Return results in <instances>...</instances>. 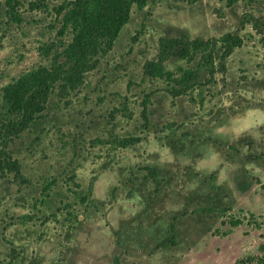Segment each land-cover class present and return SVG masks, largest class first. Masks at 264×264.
<instances>
[{"label": "rangeland", "instance_id": "obj_1", "mask_svg": "<svg viewBox=\"0 0 264 264\" xmlns=\"http://www.w3.org/2000/svg\"><path fill=\"white\" fill-rule=\"evenodd\" d=\"M6 1L0 158L20 175L0 170V264H264V0L132 6L83 83L4 139L2 88L72 37L57 12L70 0H17L13 16ZM226 33L242 43L211 68L200 55L164 63L201 68L186 93L143 73L160 37ZM126 137L139 141L115 143Z\"/></svg>", "mask_w": 264, "mask_h": 264}, {"label": "trees", "instance_id": "obj_2", "mask_svg": "<svg viewBox=\"0 0 264 264\" xmlns=\"http://www.w3.org/2000/svg\"><path fill=\"white\" fill-rule=\"evenodd\" d=\"M16 2L17 0L6 1L10 16L15 13ZM147 2L148 0H70L66 5H61L57 12L63 14L62 30L70 29L72 37L60 50L46 44L42 50L47 55L52 54L49 65L28 70L2 88L1 101L8 116L2 122L3 138L18 134L34 124L51 95L67 98L76 90L83 83L85 74L97 67L99 57L112 49L119 32L129 21L132 6L142 9ZM32 6L37 7L34 3ZM241 43L242 38L235 33L206 40L191 39L187 35L160 37L157 57L144 64L143 73L173 82V93L181 95L197 84L201 68L179 67L176 72H172L164 67L167 60L176 58L192 61L200 55L204 62L202 66L211 68L216 60H224ZM138 141L137 137H126L118 138L115 143L127 147ZM5 168L16 176L20 175L18 161L7 154L0 158V170ZM48 194L46 192L45 196ZM77 198L84 202L86 197L77 193ZM230 222L232 226L240 223L238 219H231ZM248 260L252 261V258Z\"/></svg>", "mask_w": 264, "mask_h": 264}]
</instances>
